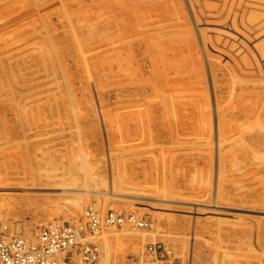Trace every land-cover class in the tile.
<instances>
[{
	"label": "rangeland",
	"instance_id": "rangeland-1",
	"mask_svg": "<svg viewBox=\"0 0 264 264\" xmlns=\"http://www.w3.org/2000/svg\"><path fill=\"white\" fill-rule=\"evenodd\" d=\"M109 211L59 264H264V0H0V220Z\"/></svg>",
	"mask_w": 264,
	"mask_h": 264
},
{
	"label": "built area",
	"instance_id": "built-area-1",
	"mask_svg": "<svg viewBox=\"0 0 264 264\" xmlns=\"http://www.w3.org/2000/svg\"><path fill=\"white\" fill-rule=\"evenodd\" d=\"M86 216L88 228L83 227V224L70 222L51 223L40 226L31 240L11 233L0 220V264H58V254H65L63 261L71 251L84 261L92 263L96 260L98 249L88 238L104 229L121 227L125 222H136L134 216H123L110 211L102 216L88 212ZM143 224L142 221H137L138 226ZM148 248L150 252H155L154 247Z\"/></svg>",
	"mask_w": 264,
	"mask_h": 264
},
{
	"label": "bare ground",
	"instance_id": "bare-ground-1",
	"mask_svg": "<svg viewBox=\"0 0 264 264\" xmlns=\"http://www.w3.org/2000/svg\"><path fill=\"white\" fill-rule=\"evenodd\" d=\"M97 214H98V213H97ZM99 215H100V214H99ZM100 216H101V215H100ZM135 221H136V219H135ZM136 222H137V221H136ZM51 223H52V222H51ZM125 223H126V222H125ZM131 223H135V222H131ZM33 238H34V235H33ZM33 238H32V239H33ZM26 239H27V238H26ZM28 240H31V239H28ZM62 253H63V252H62ZM62 253H59V254H58L57 260L60 259L59 257H60V255H61ZM59 262H60V261H59ZM59 262H58V264H59ZM60 264H61V263H60Z\"/></svg>",
	"mask_w": 264,
	"mask_h": 264
}]
</instances>
